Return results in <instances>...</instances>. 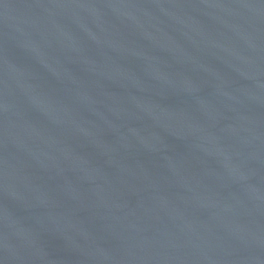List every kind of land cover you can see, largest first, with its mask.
Instances as JSON below:
<instances>
[{
    "label": "water",
    "instance_id": "obj_1",
    "mask_svg": "<svg viewBox=\"0 0 264 264\" xmlns=\"http://www.w3.org/2000/svg\"><path fill=\"white\" fill-rule=\"evenodd\" d=\"M0 264H264V0H0Z\"/></svg>",
    "mask_w": 264,
    "mask_h": 264
}]
</instances>
